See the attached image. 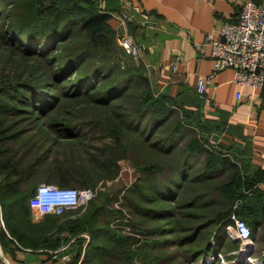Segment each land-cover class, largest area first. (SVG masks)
I'll use <instances>...</instances> for the list:
<instances>
[{"label": "trees", "instance_id": "obj_1", "mask_svg": "<svg viewBox=\"0 0 264 264\" xmlns=\"http://www.w3.org/2000/svg\"><path fill=\"white\" fill-rule=\"evenodd\" d=\"M101 4L99 0H0V55H3L2 49L6 50L5 58L0 57V202L4 210L17 209L27 216L28 198L41 181L61 187L88 188L99 178L113 176L117 172V156L114 154L130 147L133 142L121 137L124 135L123 124L131 122L129 124H133L139 132L140 120L149 111L141 128L143 134L137 136L134 143L142 148L154 146L162 152L175 149V160L167 165V169L157 165L156 161L138 163L146 184L140 188L134 185L132 190L145 195L148 205L133 202L135 210L144 217H171L175 210L168 205L162 206V200L177 197L179 204L184 206H211L208 208L212 214L205 224L213 222L212 238L209 235L201 240L199 247L193 250L194 257L215 253L214 250L218 246L221 248L226 239V242L237 247L234 249L236 251L239 241L228 238L226 233V226L232 222L231 215L244 218L253 235L255 226L264 214V192L254 186L255 177L244 174L240 164L231 156L230 147L228 151H214L193 136L178 148V139L175 138L185 128L180 120L168 133H157L154 139L149 140L155 130L154 123L158 119L167 120L173 104H181L186 109L185 104L161 93L154 96L150 88L137 89L138 84L147 83L148 78L143 74L142 66L132 65L128 69L114 57L119 48L115 17L111 7ZM131 90H134L133 94L137 90L138 99L126 110V117L115 110L110 116L108 114L101 118L100 122L114 138V142L98 146L102 153L109 148L115 152L105 153L106 159H100L90 151L82 159H91L92 164H86L76 155L59 153V150L49 161L45 153L30 150V154L27 150V153L19 154L24 145L14 143L21 134L11 131L12 124L18 121L14 116L19 114L24 117L23 112L47 116L43 124L49 132L41 136V140L51 141L52 133L57 140L78 139L80 136L72 119L53 118L58 110L69 101L76 103L82 98L98 107L114 110L125 103ZM190 118L192 115L188 111L185 119L192 122ZM212 126L217 133L220 132L218 125ZM25 146L31 147L32 144ZM202 152L205 154L203 161L199 160ZM17 153L19 155L13 160V154ZM226 170H229L227 180L217 179L220 177L218 172L224 173ZM160 172L167 176V182L164 179L160 181ZM150 178L157 180L149 184ZM195 182H201V187H195ZM146 190L149 193L145 194ZM218 198H222L220 205L213 206ZM256 199L259 205L255 203ZM235 201L238 202L236 207L233 206ZM107 204V199L98 201L92 198L77 217L74 211L46 214L49 215V226H57V230L66 229L69 238L65 242L71 238L67 246L75 243L76 263L80 259V264H98L91 259L97 256L101 264H113L112 258L126 252L130 242L124 235L117 233L116 237H111V233L116 232L108 224L109 218H105L104 213H116L118 210L109 208ZM62 217H65L64 220H61ZM198 229L194 230V234L198 233ZM138 230L148 232V228L142 226ZM85 232L89 235L81 234ZM112 241L119 245L112 246ZM232 255L235 256L236 252ZM261 259L259 257L264 263V258ZM236 263L250 264L244 258L237 259Z\"/></svg>", "mask_w": 264, "mask_h": 264}, {"label": "crops", "instance_id": "obj_2", "mask_svg": "<svg viewBox=\"0 0 264 264\" xmlns=\"http://www.w3.org/2000/svg\"><path fill=\"white\" fill-rule=\"evenodd\" d=\"M241 1L99 0L113 9L117 35L127 33L138 44V59L156 91L181 100L205 124L218 125L216 140L230 147L244 174L255 177L254 186L264 192V86L238 85L233 69L225 68L208 83L205 98L196 90L199 77L214 67L207 36L218 37L222 22L237 19ZM119 13L130 19L120 23ZM26 212L6 211L0 202V264L80 263L75 243L68 247L71 238L65 242V228L49 226V215L31 204ZM252 237L264 245V214ZM259 249L255 252L261 257L264 246Z\"/></svg>", "mask_w": 264, "mask_h": 264}, {"label": "rangeland", "instance_id": "obj_3", "mask_svg": "<svg viewBox=\"0 0 264 264\" xmlns=\"http://www.w3.org/2000/svg\"><path fill=\"white\" fill-rule=\"evenodd\" d=\"M118 47L119 48L117 49L114 57H117L121 61V65H123V67L125 66V68L127 67L129 69L132 67V65L142 66L140 60L137 57L128 53L127 50L122 46L118 45ZM2 51L3 55H0V57L3 56L2 58H5L4 55L6 54V50L2 49ZM13 59L16 58L13 57ZM8 62L11 63L9 60ZM143 74L148 78V81L147 83H139V87L137 89L145 90V88H150L152 95H157L159 92H157L153 87L144 69ZM132 91L134 90H131L129 96L124 100L125 103L117 108H113L114 110H107L105 107L101 106L98 107V105L93 104L85 98L80 99L76 103L69 101L61 110H58L53 118L56 117L60 119L61 117H65L72 119L76 124V133H79L80 136L78 139L57 140L54 138L55 134L52 133L50 134L51 141L49 139L46 141L41 140V136L49 132L48 128L43 124V122L46 121L47 116L40 115L36 112L31 115L27 112H23L24 117H20L19 114L14 116V118H17L18 121L12 124L11 131H18L19 133L21 132L19 138H15L17 141L14 140V143L21 142V144L24 145V147L19 150L21 152H19V154L21 155L25 152L27 153V150L30 154V150L36 151L37 153H45L47 156L46 160L48 159L49 161L52 159L55 151L59 150V153L66 154L67 156L76 155V158L83 160L82 157L88 156L90 151L91 154L93 153L94 155H98V158L106 159L104 154H111L114 151L109 148V150L105 149L106 151L102 153L98 149V146L101 147L104 144L112 143L114 142V138L107 132L106 129L108 128L104 126L102 122H100L102 120L101 118L104 115L107 116L108 114L110 116L115 110H117L118 113H124L123 117H126L128 115L126 110H129V108H131L133 105V102L137 101L138 99V93H136L137 90H135L134 94ZM171 108V116L167 118V120L163 121L158 119L157 122L154 123L155 130L150 135L149 140L154 139L157 133H168V131L174 128L176 121L180 120L182 123H184L185 128L175 138L178 139V148H181L193 136H197L203 143L206 144V147L214 151H228L227 146H221L222 142L216 140L218 135L216 129L212 126L213 124H205V122L201 121V119L199 120L197 114H193L192 119L190 118L192 122H188V120L185 119V114H187L188 111L181 104H173ZM148 116L149 111L144 114L143 118L141 117V127L139 130L140 133L137 132V129L135 126H133V124H129L131 122H129L128 125L127 123L123 124V127H125L123 131L124 135L121 137L133 142L130 144V147H126L125 150H120V152L116 153L114 152V155L117 156V172L113 176H104L99 178L98 181L94 183V185L88 187L93 190V195L87 200L85 205L80 206L79 209L76 208L73 210V214H76V217L79 216L92 198L97 199L98 201L107 199V206L111 209L118 210L116 213H111L108 211L104 213V217L107 219L109 218L108 224L116 232L111 233V237L114 238L118 234H122L131 244H127V250L122 256L112 258L113 264H146V261H149V264H237L236 255H232L233 252H236L234 249L237 247L235 248V246L233 247L231 243L226 242L227 239L225 240L226 243L224 242L221 248L218 246L214 250L215 253H204L201 257H194L193 250L199 247L201 240H205L206 236H209L211 231L213 233V222L205 224V222L208 221L207 219L210 218L209 215L212 214V210L208 208L211 206H184V204H179V198L177 197L171 200H162V206L168 205L175 210V214L171 217H144L138 210H135L134 206L132 205L133 202H138L139 205H148V202L144 198L145 195H142L139 191L132 190L134 185L137 187H145L146 184L143 174L138 169V163L140 162L142 164H147L152 161H156L157 165L164 166L165 169H167V165L175 160V156L173 155L175 149L170 150V152H162L157 150V147L154 146H150V148H142V146H139L140 144L134 143L137 139L136 137H139L140 134H143L141 132V128L143 129L142 126L144 119H146ZM31 134L34 136L31 137ZM26 144H32V146L27 147L25 146ZM122 152H125V154L122 155ZM226 153L228 154V152ZM19 154H13V160ZM204 157L205 154L202 152L199 156V160L203 161ZM83 161H85L86 164L93 163V161L88 158ZM190 172H192V170ZM218 173L220 177H217V179L227 180V174L229 173V170H226L224 173L219 171ZM158 176L160 181L163 179L164 181L167 180V176L162 172L158 173ZM13 178L14 177H12V179ZM217 179L215 178L216 181ZM149 180V184H151L155 182L157 178H150ZM77 185L78 184H76V186ZM201 185V182H195L194 184L195 187L199 188ZM78 188L84 189L85 187L78 186ZM147 193H149L148 190L145 191V194ZM126 194L128 197H131L130 200L127 198ZM31 196L32 195H30L28 198V204H30ZM221 199L222 198H218V201L213 204V206L220 205ZM236 202L237 201H235V203ZM235 203L233 204L234 207ZM140 226L148 228V232L144 233L139 231L138 227ZM197 227H199V231L197 234L195 232V235L194 230ZM81 234L87 236L89 235L88 232ZM227 237L231 238L232 240H237L236 238L229 237L228 233ZM211 238L212 235H210V239ZM111 243L112 246L119 245L116 244L115 241H112ZM261 244L255 243L256 252L260 250L259 246L260 248L261 246H264ZM255 251L254 253L256 254ZM227 254H229L228 257L230 258L226 257ZM261 258H264V256L260 257V260H262ZM87 259H89V257H87ZM91 259H93V262L98 264L100 263L98 261L99 257L97 256L94 258L92 257ZM246 261H248V259H246ZM248 263L253 264L251 262Z\"/></svg>", "mask_w": 264, "mask_h": 264}, {"label": "built area", "instance_id": "obj_4", "mask_svg": "<svg viewBox=\"0 0 264 264\" xmlns=\"http://www.w3.org/2000/svg\"><path fill=\"white\" fill-rule=\"evenodd\" d=\"M117 18L120 23L125 24L130 16L119 13ZM218 32V37L207 36L206 44L210 46L214 67L199 77L196 85L198 96L202 99L206 97L208 83L225 68L233 69V80L238 85L264 86V2L242 0L237 19L222 22ZM117 42L128 53L138 58L139 47L132 36L127 33L119 34ZM175 67L174 64L173 68ZM236 96H242L240 90L236 92ZM92 195L91 188L61 187L54 183L41 182L30 197V204L41 214H62L85 205ZM236 206L238 202L235 203ZM231 219L232 222L226 226V231L229 237L239 240L236 259L244 258L254 264H264L254 253L255 241L248 222L236 214H232Z\"/></svg>", "mask_w": 264, "mask_h": 264}]
</instances>
